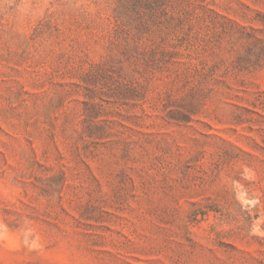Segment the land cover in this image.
I'll use <instances>...</instances> for the list:
<instances>
[{"label":"rangeland","instance_id":"1","mask_svg":"<svg viewBox=\"0 0 264 264\" xmlns=\"http://www.w3.org/2000/svg\"><path fill=\"white\" fill-rule=\"evenodd\" d=\"M0 264H264V0H0Z\"/></svg>","mask_w":264,"mask_h":264}]
</instances>
